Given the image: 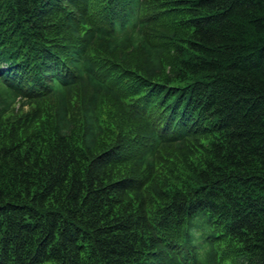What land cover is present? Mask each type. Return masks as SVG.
Here are the masks:
<instances>
[{"label":"trees","instance_id":"16d2710c","mask_svg":"<svg viewBox=\"0 0 264 264\" xmlns=\"http://www.w3.org/2000/svg\"><path fill=\"white\" fill-rule=\"evenodd\" d=\"M0 264H264V0H0Z\"/></svg>","mask_w":264,"mask_h":264},{"label":"rangeland","instance_id":"374dc122","mask_svg":"<svg viewBox=\"0 0 264 264\" xmlns=\"http://www.w3.org/2000/svg\"><path fill=\"white\" fill-rule=\"evenodd\" d=\"M17 110L18 111L27 110V107H24V109H23L20 105H17Z\"/></svg>","mask_w":264,"mask_h":264}]
</instances>
